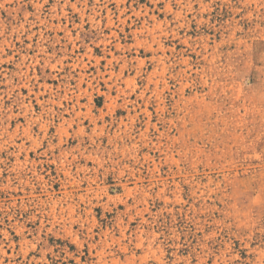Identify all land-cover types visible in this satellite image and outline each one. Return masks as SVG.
I'll return each instance as SVG.
<instances>
[{"label": "rangeland", "instance_id": "1", "mask_svg": "<svg viewBox=\"0 0 264 264\" xmlns=\"http://www.w3.org/2000/svg\"><path fill=\"white\" fill-rule=\"evenodd\" d=\"M0 264H264V0H0Z\"/></svg>", "mask_w": 264, "mask_h": 264}]
</instances>
